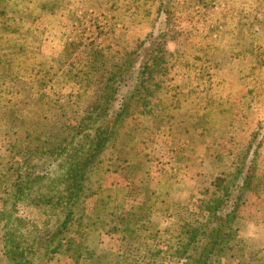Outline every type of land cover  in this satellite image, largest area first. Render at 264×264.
Wrapping results in <instances>:
<instances>
[{
  "label": "rangeland",
  "instance_id": "374dc122",
  "mask_svg": "<svg viewBox=\"0 0 264 264\" xmlns=\"http://www.w3.org/2000/svg\"><path fill=\"white\" fill-rule=\"evenodd\" d=\"M165 2L0 0V264H194L173 254L174 236L184 231L187 252L199 257L189 235L217 220L225 223L220 237L200 264H264V0ZM158 43L176 55L151 71L158 88L149 99L161 91L156 106L165 107L149 115L138 104L122 120L124 139L137 127L130 160L107 149L110 160L86 181L83 215L76 210L60 231L63 217L16 201L10 180L48 164L37 160L38 146L77 125L90 104L84 72L94 80L90 67L103 57L112 63L141 45L110 123L141 89L139 67ZM25 159L40 165L26 168ZM13 210L26 243L34 236L22 257L5 252Z\"/></svg>",
  "mask_w": 264,
  "mask_h": 264
},
{
  "label": "trees",
  "instance_id": "16d2710c",
  "mask_svg": "<svg viewBox=\"0 0 264 264\" xmlns=\"http://www.w3.org/2000/svg\"><path fill=\"white\" fill-rule=\"evenodd\" d=\"M171 1L166 0L162 7L169 8ZM140 47L141 45H138L132 50L118 53L120 55L119 59L112 63L108 58L103 57L97 66L90 67L93 68L91 73L96 75L94 80L87 76L88 73L84 72L86 81L92 83L90 85L91 102L85 108L79 123L75 126L62 129L58 134L54 135L52 143L50 145L48 144L46 148L38 146L41 149L36 154L38 155L37 160L45 161L47 159L46 161L48 162L45 166L39 167L40 171L37 170V172L33 171L31 173L26 171V174L22 175L17 172L15 177L10 180L9 185L12 186L11 194L14 195L16 201H25L28 204L39 205L43 212L45 211L48 214H56L63 217L59 224L61 226L60 231L66 227L68 221L73 219L76 210L81 211L78 212L79 216L83 215L86 181L91 178L92 174H97L101 167H103V164L110 160L109 157H106L105 152L107 149L112 146L113 149L110 150V153L117 152L116 154L119 156L117 158L118 160L123 159L125 163L130 160L126 155L129 144L133 143L135 146L137 142V127L134 124L135 126L131 129L129 136L124 139L122 137H125V135L122 136L119 133L122 120L131 117L134 112H138L136 111L138 104L141 106V111H147L149 115H152L157 109H163L165 107L163 105L156 106L159 103L162 104L161 91L155 96V101L152 102L149 99L152 95V89L158 88V82H151V71L153 68L155 70H164L167 67L164 64L166 58L171 56L176 57V55L167 54L162 49L160 43H158L151 50L146 51V60L139 67L137 77L140 79L138 86L141 89L136 90L130 98L126 99L119 107V110L113 114L111 122H107L109 106L117 96V91L120 88L119 83L131 73V66L138 55V48ZM210 49L209 53L212 54L215 52L212 48ZM209 58L211 59V57ZM175 63L173 62L171 65ZM76 73L73 75H76ZM158 81L162 82L163 80ZM160 88L162 89V86ZM198 88L192 90L191 93L196 95L199 92ZM200 90L202 91V88ZM178 94L180 97H183L180 91ZM176 95V93L173 94V96ZM189 96L186 94L183 98L186 99ZM200 102H205L208 105L210 103L204 99L203 95L200 96ZM120 141L121 147H117L116 145ZM146 142L144 140L140 142L141 149L147 147ZM42 143H47V139L42 141ZM37 160H32L33 163L31 164L29 159H25V167L36 170L37 166L40 165ZM19 166L17 165L15 168L18 169ZM4 180L5 177L2 183H4ZM1 192L7 193L9 191L4 187ZM221 202V198L219 200L217 199L215 204L210 208V213L215 218L214 210ZM14 213L15 211L13 210L10 216L8 215V221L17 220L13 231L18 235V239L14 238L13 231L4 232L5 252L9 256L22 257V252L25 249H29V244L33 241L34 236H32V240L26 243L27 238L23 237L22 232L23 218H15L13 216ZM215 218L214 221L216 220ZM223 224L217 220V224H215L213 229L209 228L208 230L205 227L202 229L196 228L190 233L188 244H191L193 249H197L198 247L203 249L199 257L197 255L196 258L187 252L186 246L188 245H184L187 241L185 243L181 241V235L184 231L180 230L174 236L176 244L173 254L178 257L188 258L194 264H200V261L207 257L206 253L211 251L210 249L217 243L216 240L220 237L219 232ZM34 234H37V229L26 232L28 236ZM22 241L25 242L22 243Z\"/></svg>",
  "mask_w": 264,
  "mask_h": 264
},
{
  "label": "crops",
  "instance_id": "0c3cea01",
  "mask_svg": "<svg viewBox=\"0 0 264 264\" xmlns=\"http://www.w3.org/2000/svg\"><path fill=\"white\" fill-rule=\"evenodd\" d=\"M253 0H249V2L251 3ZM246 2H247V0H246ZM254 2H255V0H254Z\"/></svg>",
  "mask_w": 264,
  "mask_h": 264
}]
</instances>
